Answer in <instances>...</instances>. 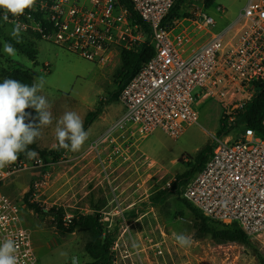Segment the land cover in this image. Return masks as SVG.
Listing matches in <instances>:
<instances>
[{
	"label": "built area",
	"instance_id": "built-area-1",
	"mask_svg": "<svg viewBox=\"0 0 264 264\" xmlns=\"http://www.w3.org/2000/svg\"><path fill=\"white\" fill-rule=\"evenodd\" d=\"M176 2L36 0L34 10L19 17L9 14L8 22L0 10L4 24L21 23V34H33L99 66L119 58L122 51L153 48L152 58L121 91V114L95 143L103 170L113 169L125 151L137 150L157 130L179 139L199 119L195 106L207 99L219 103L228 128L264 83V0H247L238 16L217 32L210 31L219 23L209 14L214 5L208 8L207 0H186L179 16L166 22ZM216 11L225 15L222 7ZM232 132L213 137V152L185 185L182 199L203 219L237 225L250 240H259L264 237V137L244 127L235 139L227 140ZM33 163L43 166L37 158L28 163L17 160L0 170V242H17L19 264L39 263L33 233L23 219L26 206L11 199L5 186ZM44 184H34L33 194ZM113 203L120 208L119 202ZM70 219L66 214L65 220ZM143 219L138 212L101 216L105 233L114 235L112 264H192L165 230H143Z\"/></svg>",
	"mask_w": 264,
	"mask_h": 264
},
{
	"label": "rangeland",
	"instance_id": "rangeland-1",
	"mask_svg": "<svg viewBox=\"0 0 264 264\" xmlns=\"http://www.w3.org/2000/svg\"><path fill=\"white\" fill-rule=\"evenodd\" d=\"M246 3L247 0H216L209 14L219 24L210 31L217 32L233 21ZM217 7L225 9L224 16L216 11ZM0 26V80L6 73L19 68L30 70L34 80L43 77L45 85L38 94L47 98L53 116V123L42 127V136L29 146L39 153L38 157L28 159L24 153L19 154L27 163L39 158L43 166L34 167L33 163V168L19 173L6 184L5 192L11 199L24 203L27 196L42 210L47 212L55 208L70 218L95 213L103 217L119 211L128 215L138 212L144 217L143 230L160 228L176 242V235L190 238V245L181 246L180 252L188 256L192 264H198L197 261L201 264H259L256 255L264 257V237L251 240L248 245L216 244L210 237L198 239L195 237L197 220L182 202L186 183L177 182V177L191 170V161L204 147L214 146L213 137L220 136L222 108L218 102L207 99L195 106L199 119L186 128L179 139L174 140L157 130L140 142L137 150L125 151L113 169L107 168L106 162L107 170H103L95 143L108 124L121 114L117 103H106L117 87L115 73L121 65L120 57L99 66L51 42L35 38L33 34H20V43L38 50V64L35 65L18 51L15 57L4 52L5 40H15L10 35L14 26L2 21ZM99 104H104L102 114L87 130L89 135L81 149L73 152L59 147L54 134L58 118L71 110L85 121L87 114ZM238 132L239 128L226 139H235ZM42 180L45 184L33 194L34 184ZM161 191L168 192L167 199L160 205L151 204V198ZM116 201L120 208L113 203ZM25 209L22 210L24 223L33 233L39 264H86L90 261L85 253L87 230L60 235L52 217Z\"/></svg>",
	"mask_w": 264,
	"mask_h": 264
},
{
	"label": "trees",
	"instance_id": "trees-1",
	"mask_svg": "<svg viewBox=\"0 0 264 264\" xmlns=\"http://www.w3.org/2000/svg\"><path fill=\"white\" fill-rule=\"evenodd\" d=\"M186 0H177L174 9L171 11L170 15L166 19V22H172L175 17L179 16L180 6ZM216 0H207V7L212 8L215 4ZM128 9L131 15L132 8L126 2H122ZM139 22L138 17L134 16ZM1 24V19H0ZM1 31V26H0ZM36 38V36H34ZM5 41L11 43L17 51L25 56L29 61L33 62L37 65V56L38 50L35 49L30 44L17 43L15 40L7 38ZM154 55V50L151 46H145L140 52H128L122 51L120 53L121 65L115 73L116 79V89L110 94L107 104L110 103H119V96L124 87L137 75L140 71L141 66L144 63H147L152 56ZM5 78H10L19 81L22 84H26L31 86L34 82V74L25 68H19L14 71L6 73L0 83L3 82ZM104 104H99L96 110L87 114L84 121V129L87 131L89 127L93 124V122L102 114ZM26 112L30 113L32 117L37 115L35 109L28 108ZM264 119V83L259 85V90L256 92V95L248 105L243 109L242 113L239 115V120L229 126L231 131H235L239 128L242 129L244 127L250 128L256 131L259 135L264 137V128L262 126V121ZM26 122H29L26 120ZM39 121L36 120L35 123ZM228 127V128H229ZM223 119L220 121L219 134L228 133L230 130L228 129ZM214 146H206L204 147L199 154L192 160L191 162V170L187 171L185 174L177 177V182H185L186 184L197 174L199 173L205 166L208 161L210 155L212 154ZM44 157V155H43ZM23 158L19 156L18 161ZM168 197V192L161 191L155 196H153L150 200L153 205L162 204ZM182 202L186 204L187 208L193 214V216L197 220L196 224V234L195 237L198 239H202L205 237H210L212 241L216 244L223 243H231V244H242L248 245L251 240L247 237V235L243 232V230L237 226H222L218 223L209 222L203 219L199 213L194 210L191 206L187 204L186 201L182 199ZM24 204L26 208L35 212L37 215H45L53 218L55 223V229L60 235H71L78 229H84L88 232V240L85 245V253L89 257L90 261L86 264H112L113 254L111 252V247L114 242L113 234H106L103 223L101 222L100 214H88L82 215L79 217H75L70 220H65V215L62 210H57L55 208L44 211L39 205L35 203H31L28 200V197L25 196ZM259 264H264V257L260 254L256 255Z\"/></svg>",
	"mask_w": 264,
	"mask_h": 264
},
{
	"label": "clouds",
	"instance_id": "clouds-1",
	"mask_svg": "<svg viewBox=\"0 0 264 264\" xmlns=\"http://www.w3.org/2000/svg\"><path fill=\"white\" fill-rule=\"evenodd\" d=\"M36 0H0V10L3 20L25 14L26 10H34ZM22 25L17 20L10 35L17 43L21 42ZM3 50L11 57H15L17 49L5 41ZM45 85L43 77L36 78L31 86L17 80L5 78L0 83V170L15 163L20 153L28 159H35L39 153L29 148L42 136L41 128L53 123L51 105L47 98L38 93ZM35 109L37 115L26 112ZM28 120L29 122H26ZM38 120V123L35 121ZM58 146L73 152L79 151L88 138V131L84 129L83 118L75 111L66 110L56 121L54 129ZM176 240L181 246L190 245V238L180 234ZM19 245L14 239L8 238L0 242V264H19Z\"/></svg>",
	"mask_w": 264,
	"mask_h": 264
}]
</instances>
